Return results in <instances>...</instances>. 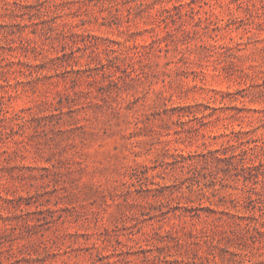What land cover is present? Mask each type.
<instances>
[{"label":"rangeland","instance_id":"obj_1","mask_svg":"<svg viewBox=\"0 0 264 264\" xmlns=\"http://www.w3.org/2000/svg\"><path fill=\"white\" fill-rule=\"evenodd\" d=\"M0 264H264V0H0Z\"/></svg>","mask_w":264,"mask_h":264}]
</instances>
